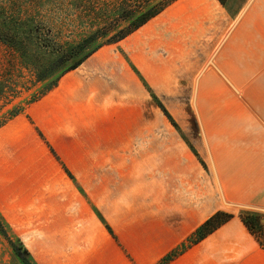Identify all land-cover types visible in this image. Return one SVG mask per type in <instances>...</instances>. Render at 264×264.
<instances>
[{
  "label": "rangeland",
  "instance_id": "374dc122",
  "mask_svg": "<svg viewBox=\"0 0 264 264\" xmlns=\"http://www.w3.org/2000/svg\"><path fill=\"white\" fill-rule=\"evenodd\" d=\"M248 1L228 0L225 7L218 3L211 25L206 21L199 29L181 31L178 20L169 26L155 20L100 49L93 62L102 64L97 71L111 94L103 98V106L93 105L81 117L75 113L76 126L57 141L44 129L37 102L15 118L7 113L44 86L0 43V80L18 91L15 95L10 89L0 97V264H23L16 254L21 247L33 258L31 264H160L178 250L167 263L172 264L194 246L187 238L171 249L183 226L204 218L212 211V196L216 200L219 195L196 124L194 80L210 42L221 37L228 20L232 23ZM33 2L0 0V8L10 12L14 4L19 17L29 16V24L45 38L64 43L83 35L81 2ZM23 42L36 50L29 40ZM8 101L12 103L5 107ZM182 138L197 154L186 165L169 157L171 151L180 152V145L188 147ZM158 146L172 147L161 152ZM191 164H196V176ZM170 169L173 179L164 174ZM223 211L238 217L241 210Z\"/></svg>",
  "mask_w": 264,
  "mask_h": 264
},
{
  "label": "crops",
  "instance_id": "0c3cea01",
  "mask_svg": "<svg viewBox=\"0 0 264 264\" xmlns=\"http://www.w3.org/2000/svg\"><path fill=\"white\" fill-rule=\"evenodd\" d=\"M218 3L221 5L218 0H178L170 11L167 8L139 30L155 20L167 26L178 20L176 27L181 31L199 29L206 21L211 25ZM210 43L209 55L194 80L196 110L194 101L192 104L219 195L216 200L212 196V211L204 218L183 226L176 243H171L172 251L224 207L264 210V0H249L232 23L228 20L221 37ZM96 54L67 73L54 90L36 103L43 110L40 120L45 123L44 129L56 141L67 137L76 126L75 113L81 117L91 106H103V98L111 94L110 87H103L106 78L97 71L102 64L94 65ZM213 56L215 67L208 65ZM86 72L91 73L90 77L85 76ZM182 140L188 147L180 145V152L171 151L169 157L176 164L186 165L197 156L187 139ZM169 147L172 146H158L163 148L161 152ZM191 166L196 176V164ZM161 167L157 165L162 174ZM171 169L164 174L173 179ZM172 264H264V249L236 216Z\"/></svg>",
  "mask_w": 264,
  "mask_h": 264
},
{
  "label": "trees",
  "instance_id": "16d2710c",
  "mask_svg": "<svg viewBox=\"0 0 264 264\" xmlns=\"http://www.w3.org/2000/svg\"><path fill=\"white\" fill-rule=\"evenodd\" d=\"M33 1L37 2L38 0ZM99 1L96 5H92L87 0H69L72 5L79 2L82 4L83 16L81 15V19L85 21L79 23L83 27L84 33L78 40L64 43L52 36L43 37L34 24H29V16L19 17L21 14L17 13V7L14 4L10 7V12L1 6L0 43L16 54L19 63L35 75V82L44 86V89H41L39 93L31 94L30 98L25 100V104L15 105L11 110H8L7 113L10 114L11 119L21 115L25 107L38 102L54 90L67 73L77 70L100 49L122 42L178 0ZM218 1L225 6L228 0ZM23 40H29L36 52L32 51L34 49L27 48ZM55 72H57V76L51 80ZM145 86L165 117L175 129L180 131L163 104L151 89L147 85ZM15 89L0 80V97L8 94V90L17 95L18 91ZM10 103L12 102L8 101L4 106L11 105ZM193 153L197 156L194 150ZM233 218V214L224 211L216 212L188 238V245H196ZM238 218L264 249V223L261 222L264 219V214L241 210ZM1 223H3V219L0 216V225ZM107 228L110 231L108 226ZM179 253L177 250L175 255L166 256L160 264L169 263ZM16 254L23 264L32 263L31 259L33 260V258L26 248H19L16 250Z\"/></svg>",
  "mask_w": 264,
  "mask_h": 264
},
{
  "label": "water",
  "instance_id": "95a60500",
  "mask_svg": "<svg viewBox=\"0 0 264 264\" xmlns=\"http://www.w3.org/2000/svg\"><path fill=\"white\" fill-rule=\"evenodd\" d=\"M252 1V0H251ZM213 59H214V56L209 60L208 62V65H212L215 67L214 63H213ZM196 94H197V84L195 85V89H194V107H195V110H196V106H195V98H196ZM198 118V117H197ZM198 125H199V128L201 127L200 125V121L198 120ZM262 212H264V210H262ZM262 223H264V219L261 220Z\"/></svg>",
  "mask_w": 264,
  "mask_h": 264
}]
</instances>
